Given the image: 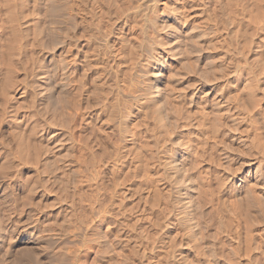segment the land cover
I'll return each instance as SVG.
<instances>
[{"label": "bare ground", "instance_id": "6f19581e", "mask_svg": "<svg viewBox=\"0 0 264 264\" xmlns=\"http://www.w3.org/2000/svg\"><path fill=\"white\" fill-rule=\"evenodd\" d=\"M28 1L0 0V178L62 181L58 259L264 264V73L239 0H34L63 22L49 46Z\"/></svg>", "mask_w": 264, "mask_h": 264}, {"label": "rangeland", "instance_id": "374dc122", "mask_svg": "<svg viewBox=\"0 0 264 264\" xmlns=\"http://www.w3.org/2000/svg\"><path fill=\"white\" fill-rule=\"evenodd\" d=\"M225 1L226 0H223L224 10H226ZM162 2H164V0H160V4ZM87 4L89 3L87 2ZM33 6L34 0H29L27 5L24 6V12L31 15H28L26 18L30 24L29 28H41L44 32V38L42 39L46 42L48 39L47 36L51 33V29L49 28H62L63 22H57L55 20L53 22L49 16L47 6H39L38 8ZM158 7L160 9L162 5ZM238 8L239 14L237 16V21L240 32H242L240 38L243 46L244 58L247 59L249 63L253 65L256 64L255 66H257V69L263 71L260 70V73H264V0H239ZM187 9V12L192 15L193 21H195L198 26L202 25L203 14L197 12V16H193V12L197 11V8L190 9L187 7ZM36 10H40V19L37 23V27L33 24L34 18H32L35 17L33 14L37 12ZM208 14L211 22L216 25V28H221L222 24L219 21L220 13H215L211 6ZM50 55L51 51H43V56L40 57V61L47 65L45 59H49ZM213 69L212 67V70ZM261 77L264 80V74ZM76 159L77 157H75V164H73V168L75 167L74 169L76 170L75 174L77 173V169L81 168H78L79 164L76 162ZM28 167V165H19L16 175L13 178L11 177L12 180L0 178V264H63L64 261L58 259L60 257L62 258V256H58V252H62L65 248V232L64 228H62V226L60 227L63 216L61 207L64 204V202H62L64 201V197L62 199L61 197L63 196L62 190L64 184H62V181L56 182L54 178L50 180L49 177L51 178L53 176H51L52 172L50 174L49 171H43V169H41L42 174L40 173L41 171L34 166ZM56 168L57 167L54 168L53 173L56 172ZM79 171L81 173V170ZM46 172L49 173L50 176L47 175ZM80 173L77 174L80 180H82L83 178L81 179ZM77 174L76 176H78ZM45 175L48 177L50 183L47 182L48 180ZM55 175L56 173L54 177ZM60 177L59 175V178ZM45 178L47 181L44 180ZM76 180L78 184H74V186H79L83 181L79 180V182L78 177L75 179V182ZM41 181L45 183L42 182L43 184H38ZM44 187L47 188L43 189ZM33 188H35V194H31V191H29L31 189L33 190ZM76 188L78 189L79 187ZM77 189H75L74 192L79 190ZM78 193L79 191L75 193L76 202L80 199ZM75 208L77 214L79 209L77 207ZM42 227L47 229H43ZM182 249L183 248H181V251ZM153 254L155 256V252ZM156 255L160 264L164 263V253L158 251ZM82 256L83 253L77 251L76 257L79 263L83 260ZM145 257L149 260L151 257L149 251L145 253ZM150 262L153 261L151 260L149 263ZM196 264H208V262H196Z\"/></svg>", "mask_w": 264, "mask_h": 264}]
</instances>
